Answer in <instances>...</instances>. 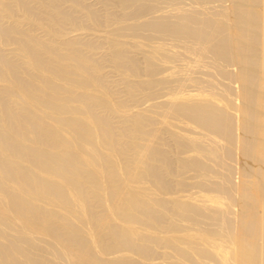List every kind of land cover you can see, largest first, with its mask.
Returning <instances> with one entry per match:
<instances>
[{"label": "bare ground", "instance_id": "bare-ground-1", "mask_svg": "<svg viewBox=\"0 0 264 264\" xmlns=\"http://www.w3.org/2000/svg\"><path fill=\"white\" fill-rule=\"evenodd\" d=\"M0 264H264V0H0Z\"/></svg>", "mask_w": 264, "mask_h": 264}]
</instances>
